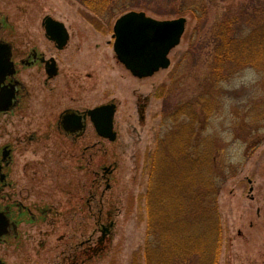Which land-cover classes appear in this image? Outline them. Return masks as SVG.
Returning <instances> with one entry per match:
<instances>
[{
	"label": "rangeland",
	"instance_id": "374dc122",
	"mask_svg": "<svg viewBox=\"0 0 264 264\" xmlns=\"http://www.w3.org/2000/svg\"><path fill=\"white\" fill-rule=\"evenodd\" d=\"M136 1L114 0L96 19L75 0H0L8 39L15 44L54 55L42 26L45 16L62 23L70 36L52 90L43 85V70L23 73L37 104L25 111L24 121L0 119V145L8 141L16 147L15 138L27 123H53L65 107L86 111L112 102L116 109L114 141L100 138L87 119L77 143L62 141L53 132L23 153V159H39L41 172L52 167L54 175L47 178L56 177V188L46 199L57 217L53 229L40 223L25 243L1 245L6 264H65L82 241L100 236L99 209L104 223L111 220L114 227L103 249L84 264H146L150 183L155 184L153 202H170L169 209L162 206L159 223L176 226L196 243L179 264H203L195 253L205 238L209 244H203L204 252L219 249L216 264H264V35L235 41L225 49L228 60H220L222 52L216 58L222 22L227 16L237 19L234 32L244 38L260 24L255 11L264 0H145L146 15L157 20L184 17L186 25L168 56L169 68L142 79L118 62L112 39L122 3ZM243 17L249 18L247 26ZM15 149L20 157L21 149ZM110 166L114 170L102 182L96 173ZM208 175L214 176L217 205L205 219L214 228L221 226L220 242L217 230L202 227L200 193ZM68 181L71 186L65 187ZM153 235L149 240L158 246ZM170 254L152 248L150 257L163 262Z\"/></svg>",
	"mask_w": 264,
	"mask_h": 264
},
{
	"label": "flooded vegetation",
	"instance_id": "af4514ba",
	"mask_svg": "<svg viewBox=\"0 0 264 264\" xmlns=\"http://www.w3.org/2000/svg\"><path fill=\"white\" fill-rule=\"evenodd\" d=\"M8 26V20L0 15V119L4 118L5 123L9 121L14 123L15 117H20L21 121H24L25 111H29V107L37 104L28 83L23 78V73L31 69L43 70L45 74L43 85L49 86L52 90L54 86L51 83L60 73L59 57L66 51L70 36L68 35L67 43L61 49L58 44L53 43L55 53L46 57L44 52L35 47H23L10 41L7 34ZM48 72L55 75L50 76ZM86 111L65 107L59 111L53 123L43 126L27 123V130L15 138L16 147L8 141L0 145V246L12 242L25 243L30 240L31 233L35 232L34 229L40 223L50 229L54 228L57 215L53 210L54 205L46 199L47 197L50 199L52 191L56 188V177H53L55 181L47 178L54 175L52 167L41 172L39 159H23L25 158L23 153H27L29 147L38 146L42 140H49L53 132L62 141L77 143L85 135L89 118L83 119L84 131L79 132L74 131V128L66 123V117L82 116ZM38 131L41 133L37 134ZM15 148L21 149L20 157L15 156ZM101 169L102 174L96 173V176L103 182L106 180L105 167ZM67 186H71L70 181L65 183V187ZM85 205L89 207L88 199L85 200ZM107 218H110V214ZM96 226L97 232L100 233L96 241H93L92 237L82 241L78 245L80 251L68 256V261L65 258L63 260L67 261L65 264H84L89 256L97 255L103 249L106 236L111 233L114 222L110 220L108 224L104 223L103 210L99 209ZM104 233L106 236H103ZM0 264H6L1 257Z\"/></svg>",
	"mask_w": 264,
	"mask_h": 264
},
{
	"label": "water",
	"instance_id": "95a60500",
	"mask_svg": "<svg viewBox=\"0 0 264 264\" xmlns=\"http://www.w3.org/2000/svg\"><path fill=\"white\" fill-rule=\"evenodd\" d=\"M186 19L184 17L173 20H157L144 12L131 11L120 16L113 26V51L117 60L131 73L132 76L142 79L151 77L160 69L170 66L168 58L172 49L179 45L184 34ZM46 36L58 44L61 49L68 40V34L64 25L50 17H46L43 23ZM132 36L139 38L145 44L147 55L132 56L129 52V40ZM50 76L55 73H49ZM115 105H105L88 111L86 114L95 128L99 137L114 141L113 118ZM84 116H68L66 121L74 131H84ZM105 174L112 173L111 167L104 169ZM109 188V185L106 186ZM103 236H106L105 233Z\"/></svg>",
	"mask_w": 264,
	"mask_h": 264
},
{
	"label": "trees",
	"instance_id": "16d2710c",
	"mask_svg": "<svg viewBox=\"0 0 264 264\" xmlns=\"http://www.w3.org/2000/svg\"><path fill=\"white\" fill-rule=\"evenodd\" d=\"M75 1L79 3L84 9H86L90 16L92 15L96 19H99L98 18L99 15L109 10V8L114 2V0H75ZM130 1H133V0H130ZM144 2L145 0L143 1L138 0L136 2H131V3L124 2L122 3L123 7L120 10V14L122 15L128 12L130 9H139L140 11L146 12L145 9H147L146 7H148V5L147 4L146 6L143 5ZM259 5L260 7L255 12L259 14V18H257L256 20H258L260 24L257 27L253 28L254 31L249 33L244 38L239 39L237 37V34L234 32L237 29L236 23H235L237 19L231 16H227L226 20L222 22L220 35L218 36V38H216V43L218 42V46H217L218 52H217L216 58L219 56L218 53L222 52V57L220 58V60L224 61L225 59H227L228 57H225V49L227 51L228 46H231L233 45V43H236L235 41H243L252 36L264 35V5L262 6L261 4ZM243 19L245 20V25L247 26L249 24V18L246 20V17H243ZM87 20L94 27L97 28V24L94 21V19H92L91 17H88ZM101 24L102 22L100 21V23H98V26H100ZM259 33H262V34H259ZM250 40L251 39H248L244 43L247 44ZM192 136H194V133H192ZM188 149L189 148L187 147L184 150V152L186 153V150ZM190 159H191L190 163L194 164L193 162L195 161L191 157ZM187 163H189V161ZM208 166H209V163H208ZM203 181L205 182L204 184H203ZM202 184H203V187H202L200 194H201V197H203L202 198L203 201L200 202V205H201V214L204 216L203 221L205 222L204 226L202 227H204L205 230L207 229L217 230V239H218V242H220V239H221L220 235L222 233L221 226L217 225V228H214L212 226L214 223L208 222L205 219V218H209L208 215L212 216L214 211H216L217 204H216L215 198L217 197V193H215L216 185L214 182V176L208 175L207 179L202 180ZM153 186H155V184L150 183L149 191L147 193V199H148L147 207H148L149 217H148L146 251H147V248L149 247L150 248L145 257L146 264H175V263L179 264L180 260H184V259L187 260L189 258L188 255L191 252L190 250L191 249L194 250L196 243H192V241L189 239L191 238V235L186 234V232H180L176 226H171L167 228L163 224L159 223V216H160L159 214L161 213L162 206H164L166 209H169L170 202H164V203L153 202V197H152ZM165 200L171 201L170 198H166ZM153 217H155L154 220H153ZM151 234H154L153 236H156L155 240L158 241V244H157L158 246H154L153 242H150L151 238H153L151 237ZM202 236L208 237L207 234L205 233H203ZM204 240H209V239L205 238ZM204 240H202V243H198L200 247L197 253L195 254L197 255V257H199L201 263L203 264H205L207 260H209L211 264H216L217 262L216 258H217V255L219 254V249L217 250V248L213 244L214 247L210 249L211 254L208 255L206 251L204 252L202 247H203V244L208 245L209 241L204 242ZM152 248L156 250H160V251L163 249V250H166L167 253L170 252L171 254L168 255L167 258L164 259L163 262L161 261L162 259L153 261L152 257H150V252ZM182 256H184L183 259L181 258Z\"/></svg>",
	"mask_w": 264,
	"mask_h": 264
},
{
	"label": "snow or ice",
	"instance_id": "6c2138e0",
	"mask_svg": "<svg viewBox=\"0 0 264 264\" xmlns=\"http://www.w3.org/2000/svg\"><path fill=\"white\" fill-rule=\"evenodd\" d=\"M146 47L147 46L135 36H132L129 40V52L132 56L147 55Z\"/></svg>",
	"mask_w": 264,
	"mask_h": 264
}]
</instances>
